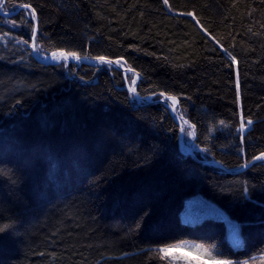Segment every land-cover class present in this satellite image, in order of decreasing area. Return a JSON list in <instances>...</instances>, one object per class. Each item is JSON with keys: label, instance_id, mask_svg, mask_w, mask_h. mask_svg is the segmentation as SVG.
I'll return each mask as SVG.
<instances>
[{"label": "trees", "instance_id": "16d2710c", "mask_svg": "<svg viewBox=\"0 0 264 264\" xmlns=\"http://www.w3.org/2000/svg\"><path fill=\"white\" fill-rule=\"evenodd\" d=\"M22 3L36 10L48 52L122 57L140 74L142 98L176 95L178 116L195 125L194 155L181 150L169 108L128 94L124 69L34 56L27 14L13 10ZM169 4L6 0L15 12L0 10V35L9 34L0 41V223L11 227L0 232V264H170L155 249L185 240L221 260L264 255V161L243 168L264 152V0ZM241 113L253 121L243 143ZM196 193L238 221L240 247L219 218L181 220Z\"/></svg>", "mask_w": 264, "mask_h": 264}, {"label": "snow or ice", "instance_id": "6c2138e0", "mask_svg": "<svg viewBox=\"0 0 264 264\" xmlns=\"http://www.w3.org/2000/svg\"><path fill=\"white\" fill-rule=\"evenodd\" d=\"M162 2L165 6H168L169 10H171V5L169 4V0H162ZM5 4H6V0H0V10H3L5 14H7L9 10L5 7ZM17 7L26 12L27 17H28L27 23L32 25L31 43H30L31 53L35 55L38 59L42 57L44 62H50V63H54L57 65L62 64L64 67H67L69 62H75L76 64H79L80 61L89 60V59L94 60L100 66L107 65L111 67L113 65H116L119 68L125 67L126 61L122 63V60H123L122 57L120 59L112 60L103 55L96 56V57H90L88 55H81L77 51L60 50V51L48 52L45 48H42L41 45L38 43V40L40 37V31H39V23H38V17H37L36 10L32 8L31 4L29 3L14 4L13 10H15V8ZM186 15L193 16V18L195 19L194 13L192 12H188L186 13ZM197 23H199V21H197ZM12 26L16 27V21L12 22ZM202 30L207 32V29H202ZM8 38H9L8 33H3L2 35H0V41H6L8 40ZM212 39H215V38L212 37ZM17 42L23 45H29V40L24 39L23 37L18 38ZM217 43H219V41H217ZM50 47H55V46L50 45ZM224 52L226 55L231 57L233 63L236 62V58L232 56L231 53L227 51V49H224ZM125 72L133 73L132 77H129L128 75L124 76L125 81H130L129 86H128V94L131 97L136 98L137 100L142 99L139 97V94L137 92V82L139 79V74L134 73V70L131 67L126 68ZM81 79L83 80V77H81ZM151 95L153 97H157V100L154 102L162 103L166 109L171 108L172 113L174 114L178 112L179 100L176 95H171L164 91H161L159 93L153 92ZM178 118L181 121V126H180L181 133L182 134L186 133L187 136L195 138L196 132L194 130L188 131V128L186 126L189 125V121L184 119L183 113H181ZM252 123L253 121L250 119L245 121L243 113L240 114V125H239V128L237 129V135L240 136L241 143L244 142V134ZM220 124H224V122L220 121ZM190 127L194 129L195 125H190ZM211 131H213V129H209V132ZM185 143H188V142L185 141ZM200 151L207 152L208 149L204 148V149H200ZM240 152H244V149L240 148ZM252 161H264V152H261L259 155L253 156ZM250 164H251V161H245L244 167H248ZM247 191L248 189L245 188V193H247ZM225 222L227 223L229 228L233 231V233H235V231L240 227L234 221L230 220L226 216H225ZM10 227L11 225L8 223H0V232H3L4 230ZM137 227H139V225H137ZM176 247H178V245L164 244L163 246L155 249V251L159 253L160 260L167 261L169 260V257H170V249H173ZM195 248L201 250L202 254L207 256L208 258L207 260L199 261V264H209V261H211V264H241L240 261L216 260L215 257H213L212 252L207 248H203V246L200 244L195 245ZM172 259L174 260L176 259V257H172ZM188 264H192V262L189 261Z\"/></svg>", "mask_w": 264, "mask_h": 264}, {"label": "rangeland", "instance_id": "374dc122", "mask_svg": "<svg viewBox=\"0 0 264 264\" xmlns=\"http://www.w3.org/2000/svg\"><path fill=\"white\" fill-rule=\"evenodd\" d=\"M13 12L15 11L13 10L9 11L7 12V15ZM91 61L95 62L94 60H91ZM113 66L118 67L116 65H113ZM127 74L128 73H126L124 70V75H127ZM129 74H130L129 77L133 76V73H129ZM129 83L130 81H127L126 83L127 89H128ZM139 97L142 98V96L140 95ZM152 100H155V99H153V96L151 95L146 96L139 100L136 99V101L139 103L150 102ZM184 119L187 120L185 117ZM190 125L191 123H189V125H187L186 127L188 128V131H193ZM183 140H184L183 143L185 144V147L190 146L193 151L192 146L195 147L193 144V137H189L186 135V133H183ZM185 141H187L188 143H185ZM185 147L180 144L181 150L186 153L188 152V148H185ZM225 216L228 217L230 220L234 221L237 225H239L238 221L233 219L223 208H221L218 204H216L212 200L204 197L200 193H196V194H193L187 197L184 202V207L182 208L180 212V217L183 222L194 223V222L201 221L205 217H215V218L221 219L225 223V226L227 229L226 237L228 241L230 242V244L234 247H240L242 245L240 227L235 231V233H233V231L229 228V226L225 222ZM197 244L202 245L201 243L197 241H192V240H185V241L180 242L178 247L170 249V257H169V260L167 261L170 264H188L189 261H191L192 264H199V261L207 260L208 259L207 256L203 255L201 250L195 248V245ZM202 246L203 248H207L204 245ZM172 257H176V259L173 260ZM215 259L221 260L216 257ZM209 264H211V261H209ZM241 264H264V255L259 256L256 259L242 261Z\"/></svg>", "mask_w": 264, "mask_h": 264}, {"label": "water", "instance_id": "95a60500", "mask_svg": "<svg viewBox=\"0 0 264 264\" xmlns=\"http://www.w3.org/2000/svg\"><path fill=\"white\" fill-rule=\"evenodd\" d=\"M18 9H20V8H18ZM35 56V55H34ZM40 60H42L43 61V58H39ZM47 63H50V62H47ZM122 69H126V68H122ZM135 72V71H134ZM136 74H139L138 72H135ZM139 77H140V74H139ZM171 112H172V110H171ZM173 114V116L175 117V119H176V121H177V123L179 124V126H181V121H180V119L178 118V116H177V114L175 113H172ZM180 141L181 142H183V134L181 133V131H180ZM186 148H188V154H191V155H194V153H193V151H192V149H191V147L190 146H186ZM204 162H208L207 160H203ZM253 161L251 160V163H252ZM245 168V167H244Z\"/></svg>", "mask_w": 264, "mask_h": 264}, {"label": "bare ground", "instance_id": "6f19581e", "mask_svg": "<svg viewBox=\"0 0 264 264\" xmlns=\"http://www.w3.org/2000/svg\"><path fill=\"white\" fill-rule=\"evenodd\" d=\"M139 79H140V77H139ZM138 79V80H139ZM139 103V102H138ZM139 104H143V103H139ZM171 109V108H170ZM178 115V114H177ZM184 141V140H183ZM180 144L182 145V146H184L185 147V144L183 143V142H180ZM186 148V147H185ZM187 153V152H186ZM208 162H204V163H215V164H217V165H219V166H222L218 161H209V160H207ZM244 168V167H243ZM243 168H241L240 170H242ZM225 169H227V168H225ZM259 256H254V257H251V259H256V258H258ZM230 261V260H229Z\"/></svg>", "mask_w": 264, "mask_h": 264}]
</instances>
